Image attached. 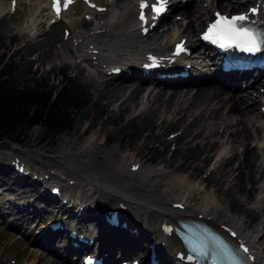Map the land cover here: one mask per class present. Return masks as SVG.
Masks as SVG:
<instances>
[{
    "label": "bare ground",
    "instance_id": "6f19581e",
    "mask_svg": "<svg viewBox=\"0 0 264 264\" xmlns=\"http://www.w3.org/2000/svg\"><path fill=\"white\" fill-rule=\"evenodd\" d=\"M42 1L44 0H41L39 6L43 5ZM188 2L189 4H193L194 0H189ZM31 5L32 3L30 6ZM185 6L181 10L182 15L185 16L184 21L182 23L177 21L173 22V25H181L184 22L185 25L181 28L176 27L175 30L169 32L170 35L167 38H175L177 35L182 34L183 36L189 37L192 42L197 25L210 11L209 8L199 7L197 4L195 5L196 9L194 11L185 8ZM125 7L124 11L116 19L119 23L110 26V28H115L116 30L120 29L121 34H115L114 36L106 35L108 40L111 39L112 42L103 43L102 46L110 48L111 45H113V47L123 45L124 47L120 49L133 48L135 49L136 55L139 54V50L143 47L149 48L152 46L156 50H162V47L167 43V40H164L163 37H155L156 41L146 46H139L144 40L137 43L134 42L137 37L134 31V21L131 16V3L128 2ZM75 9L79 11L81 7H76ZM75 9L72 7L76 15L67 14L70 17L69 24L73 27H76L81 22L80 16H78ZM195 22H198V24L194 25ZM33 23L34 27H37L40 21L35 20ZM109 23L110 22H106L105 25L98 23L99 26L95 28L106 29ZM92 39L96 40L97 38L92 36ZM43 53H45V50L40 52L41 55ZM41 55L36 58L37 61L40 60ZM82 56L85 58V50L82 51ZM56 58L59 59L58 50L56 52ZM90 76L95 78L96 81H100V79H97L94 75L93 71H91ZM101 76H106V74L102 73ZM247 80L246 77H242L238 81H234L230 87L215 83L197 85L196 89H194V87H184L185 89L173 87L171 89L172 91L168 92L169 95L166 99H162L165 90L157 92L153 98L152 105L163 100V103L165 106L169 107L171 113L176 112L177 107L178 112L189 107L188 116L191 118V121L188 125L184 126L185 130H188L190 126L196 122L195 120L197 118L202 119L204 123L197 126V130L191 134L192 137L196 138V136H201V139H203L201 147L204 145L219 146L215 163L219 161L226 168L225 174H229V181L236 187V192L244 196L245 200L252 201L254 208H259V204L264 203V197L262 196V193L264 194V181L260 184L261 178L263 177L262 174L264 173V140L261 135L264 132V117L260 115L256 109L257 100L255 97H252V95L249 96L248 94L240 95V93L244 91L241 89V83ZM190 83V81L180 82L181 85ZM115 87L123 88L124 85L120 83ZM193 89L194 92L192 93ZM134 90L144 93L138 86H136ZM149 96L150 93H147L145 101H142V107L149 103L147 99ZM171 102H178L175 104L177 107L172 108V105H170ZM122 103L123 102H121L120 105H122ZM172 122L174 125H178L180 119L172 120ZM85 129V134L89 135L81 144L78 145L71 137L68 139L67 135L64 140L62 139V144L67 145L69 148L77 146V154H84L85 158L88 159L91 157V151L103 140L99 134L94 135L89 126ZM108 134L110 135L111 132H108ZM82 135L83 134H81V136ZM210 141L212 142L210 143ZM119 147H121V145L115 143L107 150L105 153V162L98 170H89L88 165L84 164V162L90 163V161L85 160L83 162L80 158H76V156L69 157L68 159L61 157V160H57V162L53 163L60 168H67L68 170H65L66 174L75 175L79 180L78 185L88 184L93 188L91 196L82 194L81 199L92 201L95 197L96 199L94 201L95 205H97L95 210L101 208L99 204L100 199L101 203L103 200H107V202L111 203L110 205L113 206H116L119 201H127V226L131 229L135 228L138 230V236L131 235L128 230L120 231L126 236L134 237L145 243L150 239L156 241L159 244L157 245V252L161 256V260H163V255L164 264H172L170 253H173L177 249V243L169 236H165V238L161 240L158 226L162 219L169 220L181 214L179 213V215H177V213H175L176 210L174 211L172 207L168 208L167 201L169 199H173L175 202L184 199L187 205L184 211H187L189 214L201 213L205 216L210 215L213 219L219 220V222L226 221L236 227L240 231V234L252 241V248L260 254L258 257L264 260V244L263 242L260 243L264 237V217L254 229H249V220H244L241 216H238V214L233 215L227 210L226 205L222 202L221 194L217 191V189L219 190V185L218 188L210 190L204 185V180L202 178L199 179L197 176L193 177L183 171L187 166L185 162L183 165H174L176 160L181 158L186 159V157L181 154L179 148L175 149L170 157H167L163 162L155 164L156 166H144V164H142L143 158L135 161L138 163L141 161V168L134 174L130 173L129 169H127L125 177L131 178V183H128L120 178V176L123 177L122 172L125 168H122L123 155L121 154L120 156L121 151ZM67 149L68 148L63 152H66ZM134 152L135 150L130 153L129 161L133 160ZM139 153L140 152L137 154ZM175 156L179 157L174 159ZM80 157L82 156L80 155ZM120 157L122 159H120ZM235 159H238L237 165L229 167ZM103 168H107L109 171L116 172L117 174L103 172ZM225 174H221L217 182L224 178ZM257 174L259 175L257 176ZM68 178L74 179L72 176ZM74 180L77 182L76 179ZM171 203L172 202L169 204ZM58 209L61 211L62 207H58ZM100 211L95 214L97 218ZM85 214L93 216L90 210ZM27 225L26 223L24 227ZM12 227L14 226L12 225ZM28 235L29 232H26L24 239H28ZM160 241L163 247L160 246ZM165 243L169 248H167ZM120 247L121 244L118 242L109 244L107 252L110 258H113L117 252H120ZM137 248H139L140 251H145L142 247ZM44 249L47 250L45 247ZM33 251V249H30L29 253L31 255L28 254L26 257H19L15 253L8 251H3L4 253H2V255L9 256L6 260L18 258L20 260L17 261L18 264H23L24 262H28L31 258H36L43 252L37 250L32 253ZM124 255L130 256L126 253H124ZM53 256L58 258L57 255L53 254ZM59 259L63 264H66L61 258ZM47 260L49 264H57L56 259L48 257Z\"/></svg>",
    "mask_w": 264,
    "mask_h": 264
},
{
    "label": "rangeland",
    "instance_id": "374dc122",
    "mask_svg": "<svg viewBox=\"0 0 264 264\" xmlns=\"http://www.w3.org/2000/svg\"><path fill=\"white\" fill-rule=\"evenodd\" d=\"M38 2L37 0H34V3ZM119 4H122L121 1L118 2ZM201 5V4H200ZM23 12L18 14L17 16L13 17L12 22L3 20L0 23V47L1 51L3 48H6L9 46V44L12 42L11 40V33H14V25L18 23V18H22ZM26 15V12H25ZM10 26L13 31H7V27ZM46 36V39L43 38ZM15 39L13 40V43L18 42L19 44L24 40V38L18 39L16 35H14ZM42 38V40L45 42L44 44L38 43V39ZM57 43H60V46L62 45L61 42V26L54 27L52 29V33L48 31L43 36H39L36 39V42L32 46H28L27 48H23V50L18 51L15 55V59L18 62V65L16 66V82L21 84L23 82H26L30 80L32 77H34V73L37 72L38 75H40V78L44 81H48L49 83H55V81L52 80L51 74H49L48 69L50 68L51 64H54L55 55L53 53L54 47H56ZM46 50V54L43 57V59L40 62H32V63H25L22 56H26L27 60L30 58H33L37 55L38 51ZM67 51V49L65 50ZM70 54L72 53L71 50ZM33 52V53H32ZM29 58V59H28ZM20 60H23V62H20ZM58 61V60H57ZM57 65V64H56ZM55 65V66H56ZM68 66H65L67 68ZM53 69V68H51ZM68 74L72 76V74H75L76 78H79L82 82V86L84 89H90L91 91V98L85 102L84 110L85 117L82 116H76L72 128L68 129L66 132L54 136L53 138H46L45 141H40V138L45 133L44 128H40L39 130L31 129L29 131H26V135L23 138L24 142L21 144L22 146H19L18 149H12L5 150L4 146H6L9 142L3 141L0 142V157L2 158H9L13 153L17 152L20 154H23V159L28 160L29 163L33 164L34 160H36L40 165L42 163H49L52 158L53 154L59 155L66 147V145L62 144V139L64 140L65 136L71 137V139L74 141L75 137L79 134L81 129L88 125L87 122H93V125L95 127H100V132H105L108 134V132H111L113 143H117L121 145V148L129 151L135 150L134 153H138L136 156L141 157L144 159V165H151L156 166L155 164H158L159 162H163L170 153L172 152V149L169 150H161V146L159 148H153V144L156 143L158 136L157 133L153 129H149L151 127V123L147 122L145 119H133L132 121L126 120V118L130 115L129 112L125 115V118L121 120V123H118V120L116 118H109L105 119V116L108 115V113L101 112L103 108V103L106 101V99L109 100V98L105 97L103 95L104 89L102 86H96L94 83H90L88 79L84 75V71L81 70L77 72L74 69H69ZM131 86V85H130ZM129 88V87H128ZM98 95V99L94 98ZM123 92H112L111 97L114 99V101L120 100V96ZM134 96L131 97L132 101ZM97 104V105H96ZM138 106V104H135V106ZM258 105V104H257ZM174 107V106H173ZM114 111V110H113ZM100 116L98 118V121L92 119V115L99 114ZM116 112V111H114ZM162 113H165L164 111ZM183 116L186 114V109L182 110L180 113ZM109 116V115H108ZM88 118V120H87ZM105 119V120H104ZM202 119H198L190 128L189 133L194 132L197 129V126L199 125V122ZM182 123H187L186 115L184 119L181 121ZM101 123V124H99ZM113 124V125H112ZM122 125L126 126L124 129H122ZM166 127L168 128L167 131H164L162 133L163 138H165L166 134L168 132H173L178 129L179 125H169L167 124ZM156 136L157 138H149V136ZM192 135L188 134L187 132L183 133L178 137L176 142L174 143V148H179L181 151V154L186 157V159L181 158L175 161V164H187V166L183 169L187 174L192 175L193 177L197 176L199 179L206 178V182L204 185H206L210 190H213L215 188L217 189L218 193L221 194L222 202L226 205V208L229 212H231L233 215L238 214V216H241L244 220H249L250 222V228H254L256 225L257 217L259 216V213L252 211L251 207L252 202L249 200H245V197L240 195L236 192V187L232 185L229 181L230 176L226 173V168L220 164L213 172L212 174L208 175L207 171L209 168L205 167L204 164H206L207 160H203L205 155L209 157V160L211 161L214 156L215 150L217 149L216 146H214L210 152L205 151V146L202 145L201 136H196V138H193L189 141V138ZM85 137V136H84ZM146 141H148V147L146 146ZM69 142V141H68ZM186 142V144H185ZM198 142V145L197 143ZM69 144V143H68ZM13 145V144H12ZM11 144L8 146L11 147ZM143 145V146H142ZM172 145V144H168ZM163 146V145H162ZM75 150H70V152H74ZM96 153H93V156H95ZM179 156H175L174 159H177ZM238 163V159L233 160V163L229 165L236 166ZM209 164V162H208ZM221 174H225V177L222 178L219 182L218 179L220 178ZM207 175V176H206ZM259 174H257L258 176ZM216 184V185H215ZM248 185V184H247ZM249 186V185H248ZM250 211V213H249ZM15 239V238H14ZM10 239L6 234H4L3 229L0 227V249H3L5 251H9L12 253H15L19 257H26L28 256L26 250H22V248H27V244L24 242ZM42 264H49L47 261H42Z\"/></svg>",
    "mask_w": 264,
    "mask_h": 264
},
{
    "label": "trees",
    "instance_id": "16d2710c",
    "mask_svg": "<svg viewBox=\"0 0 264 264\" xmlns=\"http://www.w3.org/2000/svg\"><path fill=\"white\" fill-rule=\"evenodd\" d=\"M11 72L0 74V138L5 135L18 139L23 130L37 124L51 131L67 125L77 108L74 97L66 96L64 90L51 100L44 82L18 86Z\"/></svg>",
    "mask_w": 264,
    "mask_h": 264
},
{
    "label": "snow or ice",
    "instance_id": "6c2138e0",
    "mask_svg": "<svg viewBox=\"0 0 264 264\" xmlns=\"http://www.w3.org/2000/svg\"><path fill=\"white\" fill-rule=\"evenodd\" d=\"M68 3H71V0H65L64 7H67ZM165 3L166 0H157V3L152 5V11L156 14V16H159L165 10ZM91 6L95 7V5ZM146 6L147 5L144 3V0H141V10H143ZM53 10L57 12V15H59L60 9L58 7V0H53ZM257 11V8L249 9V12L252 14H256ZM216 15L217 20L213 24L209 25L207 32H205L203 36L204 39L212 40L213 43H219L221 47L225 48L235 46L246 52H258L261 50V45H264V35L253 31L251 28L244 27L240 23L248 19L247 14H241L230 18L222 16L220 13H217ZM140 19L142 21L144 20L143 11H141ZM253 23H255V21H253ZM183 50L184 49L180 45H177V54ZM219 247L223 249L226 258L236 260V257L231 254L226 245L220 242ZM192 251L201 257H207L210 251H212V254L215 255L214 250L207 248H193ZM244 251L247 252V249H244ZM189 259H192V257L190 256ZM237 264H239V261H237Z\"/></svg>",
    "mask_w": 264,
    "mask_h": 264
}]
</instances>
